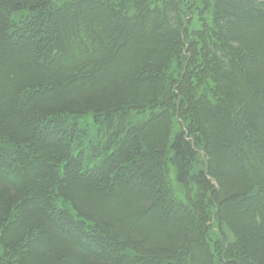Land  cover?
Returning <instances> with one entry per match:
<instances>
[{
  "label": "trees",
  "instance_id": "trees-1",
  "mask_svg": "<svg viewBox=\"0 0 264 264\" xmlns=\"http://www.w3.org/2000/svg\"><path fill=\"white\" fill-rule=\"evenodd\" d=\"M0 264H264V0H0Z\"/></svg>",
  "mask_w": 264,
  "mask_h": 264
}]
</instances>
